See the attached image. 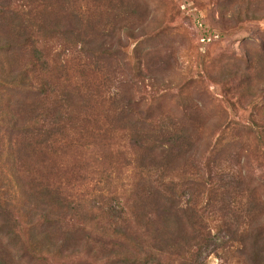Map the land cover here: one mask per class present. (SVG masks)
I'll use <instances>...</instances> for the list:
<instances>
[{
  "label": "trees",
  "instance_id": "obj_1",
  "mask_svg": "<svg viewBox=\"0 0 264 264\" xmlns=\"http://www.w3.org/2000/svg\"><path fill=\"white\" fill-rule=\"evenodd\" d=\"M55 2L0 0V249H14L19 242L16 213L27 218L20 246L26 245L31 256L91 243L84 252L94 255V264H157L161 257L198 264L202 245L212 240L208 219L219 214L226 236L219 247L222 262L264 264V191L247 170L264 167V54L246 55L244 66L230 72L234 87L223 95L230 110L247 114L245 122L216 125L213 120L218 134L204 141L199 136L203 113L185 106L189 96H182V86L174 109L162 112L152 109L156 98H151L164 90L163 81H152L148 92L113 76L101 77L95 90L71 81L65 56L97 70L115 52L86 11L71 12L67 23L54 11ZM242 20H264V0L238 4L230 22ZM55 35L60 42L51 40ZM93 102L105 103L108 109L100 114L117 123L116 132L128 135L133 153L130 161L121 157L123 165L140 174L138 190L124 192L133 225L122 229L111 224L110 214L80 217L69 204L71 194L62 193L73 184L46 169L78 140L110 142L104 137L109 124L97 123ZM80 109L90 114L81 113L76 123ZM238 128L255 136L258 154L249 161L235 149ZM42 205L51 210H38Z\"/></svg>",
  "mask_w": 264,
  "mask_h": 264
},
{
  "label": "rangeland",
  "instance_id": "obj_2",
  "mask_svg": "<svg viewBox=\"0 0 264 264\" xmlns=\"http://www.w3.org/2000/svg\"><path fill=\"white\" fill-rule=\"evenodd\" d=\"M55 1L54 11L67 23L71 19V12L86 11L87 16L90 15L96 25L104 29L103 43L110 45L115 52L108 62L105 61L104 65L97 67L100 71L90 65L87 68L74 65L75 62L70 61L71 56H65L71 81L79 79L84 87L95 90V86L101 83V77L113 76L116 79L131 80L142 91L144 88L145 92L149 91L152 81H163L164 90H157V96L151 98H156L152 102V109L158 107L162 112L174 109L175 94H178V89L182 86V96H189V100L183 102L185 106L197 107L203 113L204 120L201 119V123L203 121L205 127L201 128L199 136L204 141L218 134V130L211 125L213 120L216 125L230 119L239 123L245 122L247 114L230 110L223 95L226 90H231L230 87H234L235 82H230V72L244 66L246 55L264 54V20L231 23L230 15L237 9L238 4L257 5L261 0H233V3L230 0ZM125 25L131 29L125 28ZM55 36L51 40L60 42L58 36ZM49 43L53 45V42ZM76 67L82 76L75 72ZM139 68L142 73L137 74ZM162 91L165 92L161 93ZM92 104L95 107L94 114L99 115L101 111L108 109L105 103L102 106H97L94 102ZM78 111L80 115L76 123L83 117L81 113L90 114L89 110ZM97 123L109 124L104 136L110 139L109 143H104L100 138L78 140L75 145L72 143L68 149L60 151L64 154H58L59 157L47 164L46 169L52 174H62V179L64 177L70 181L68 183L73 184L71 189L66 190L64 187L63 192L61 188V192L65 196L66 193L71 194L69 204L75 206L80 217L90 213L92 215H86V218L110 214L113 217L111 224L122 229L124 224L133 225L130 213L124 206V192L129 187L133 190L128 194H134V190H138L134 184L139 181L140 174L132 166L123 165L121 157L128 158L129 161L132 159L129 156L133 150L130 149L128 135L125 132H116L117 123H112L103 113L99 115ZM241 126L243 127L242 124ZM239 128L234 133L238 140L235 149L241 156L247 155L248 160L249 155L258 154L255 136L249 131L241 132ZM120 150L123 151L122 156L117 153ZM247 170L252 175L253 182L264 191V167L251 166ZM41 207L38 210H51L44 205ZM14 218L21 227L20 239L14 249H0V264H15V261L18 264L95 263L94 255L84 252L91 243L86 244L87 246L81 243L75 250L69 248L58 254H27L24 249L30 251L28 247L20 246L21 242H25L21 232L27 218L16 213ZM208 221L212 240L208 242V246L202 245L197 263L237 264L233 260L222 262L220 259L219 247L225 244L226 236L220 230L223 221L219 214H215ZM89 237L94 238L93 235ZM179 261L161 257L157 264H181Z\"/></svg>",
  "mask_w": 264,
  "mask_h": 264
}]
</instances>
